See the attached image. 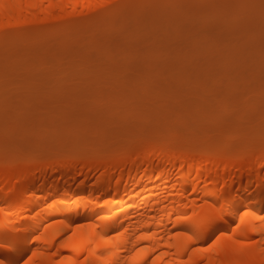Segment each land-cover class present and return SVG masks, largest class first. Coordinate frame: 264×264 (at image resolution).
<instances>
[{"label": "rangeland", "instance_id": "1", "mask_svg": "<svg viewBox=\"0 0 264 264\" xmlns=\"http://www.w3.org/2000/svg\"><path fill=\"white\" fill-rule=\"evenodd\" d=\"M98 16L0 44L1 156L264 147L261 0H124Z\"/></svg>", "mask_w": 264, "mask_h": 264}, {"label": "bare ground", "instance_id": "2", "mask_svg": "<svg viewBox=\"0 0 264 264\" xmlns=\"http://www.w3.org/2000/svg\"><path fill=\"white\" fill-rule=\"evenodd\" d=\"M122 3L2 0L0 44L9 34L94 18ZM135 144L122 152L111 149L116 152L99 161L100 150L72 160L69 149L57 155H0V242L19 239L24 251L35 249L34 264H54L62 257L65 264L85 257L87 264H168L187 259L185 251L194 264H220L225 249L239 246L225 238L219 251L192 253L199 244L185 248L189 242L183 233H199L208 243L221 231H235L237 239L256 238L250 228L261 222L250 215L241 220V214L245 208H264V147L232 155L231 148L217 152L216 146L199 149L186 142ZM210 204L225 206L223 218L211 214ZM40 233L45 238L33 241ZM61 242L72 247H59ZM260 256L257 248V262Z\"/></svg>", "mask_w": 264, "mask_h": 264}, {"label": "snow or ice", "instance_id": "3", "mask_svg": "<svg viewBox=\"0 0 264 264\" xmlns=\"http://www.w3.org/2000/svg\"><path fill=\"white\" fill-rule=\"evenodd\" d=\"M108 0H105V4H107ZM261 5L264 7V0H261ZM0 7H2V0H0ZM211 214L213 216H219L223 218L226 214L227 209L224 205H220L217 208L216 204H210ZM244 215H250L255 217L257 220L261 222V227L257 228L252 226L250 228V232L256 236L253 238H244L237 239L235 231L232 232H223L221 231L218 235H215L214 239H211V243L207 241L201 242L200 234L197 233L195 235L191 233H183L184 236L187 237L189 243L185 245V248L191 247L192 243H198V247H192V253H206L209 250H220L219 245L221 241L225 238L231 240L234 246H239L238 248L233 247L231 250L225 249V259L220 261V264H264V208L260 210V212L253 211L252 208H245L244 212L241 214V220H243ZM239 228L240 225H237ZM117 236L121 235V233L117 232ZM177 235H181L177 233ZM19 236V233L16 234ZM45 238L44 233H40V235L32 236L33 241L43 240ZM105 240L110 241L111 237H105ZM100 245L97 244V247ZM59 247L69 248L72 245L61 242ZM259 248V252L261 254L259 261L255 259L256 249ZM36 255V250L32 249L31 254L24 251V243L19 239H7L0 242V264H34L33 257ZM55 255V254H54ZM184 255L187 259H178L176 261H169L168 264H194L193 255L185 251ZM87 257L83 260L79 261V264H87ZM66 258L62 257L60 260L55 261L54 264H65ZM106 264H112L109 260ZM146 264V262H145ZM152 264H156V261L153 260Z\"/></svg>", "mask_w": 264, "mask_h": 264}]
</instances>
